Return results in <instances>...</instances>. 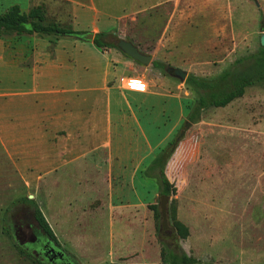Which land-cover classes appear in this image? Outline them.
<instances>
[{"label": "rangeland", "instance_id": "1", "mask_svg": "<svg viewBox=\"0 0 264 264\" xmlns=\"http://www.w3.org/2000/svg\"><path fill=\"white\" fill-rule=\"evenodd\" d=\"M43 2L48 23L74 29L80 21L91 22L92 10L97 7L99 26L109 20L120 28L118 35L109 39L116 44L120 38L130 40L167 64L161 69L130 58L135 66L132 73L129 66L114 63L113 54L103 53V48L95 53L69 45L67 49L75 54L72 63H68L72 69L69 71L80 78L94 75L95 81L88 85H101L106 75L120 82L121 76L134 74L143 79L159 76L174 85L182 84L181 88L169 90L176 98L164 91L163 95H149L146 103L153 107L149 117L139 116L143 130L152 139H159L154 144L155 155L170 147L173 154L167 174L177 191L169 202L168 229L161 226V194L154 179L157 190L150 204H123L128 206L116 210L114 218L107 207L90 213L89 204H51V176L37 177L33 170L35 123L46 120L50 112L35 109L30 116L28 112L33 109L24 107L25 99H16L22 105L19 108L0 98V264L48 263L31 245L37 234L44 233L35 218L32 201L42 209L59 245L74 264H165L164 246L185 251L198 260L196 264H264V83L248 87L242 97L225 107L204 109L200 117L191 121L190 107L198 93L167 71L173 66L186 70L188 75L217 79L237 59L256 52L263 45L264 0ZM78 8L84 12L81 18L77 16ZM50 38L41 36L40 40ZM61 38L83 42L72 36ZM122 90L128 91L124 86ZM66 95L52 97L64 101ZM54 133L65 131L57 128ZM17 134L20 148L31 155L22 154L23 150L13 157L8 154L6 146L14 147L7 142L17 138ZM79 148L82 145H76L72 152L77 153ZM138 149L144 153L148 147L139 143ZM84 164H91L90 158ZM19 169L25 175H20ZM75 179L57 177L59 202L69 191L77 202L80 189ZM175 221L189 228L186 238L178 234Z\"/></svg>", "mask_w": 264, "mask_h": 264}, {"label": "crops", "instance_id": "2", "mask_svg": "<svg viewBox=\"0 0 264 264\" xmlns=\"http://www.w3.org/2000/svg\"><path fill=\"white\" fill-rule=\"evenodd\" d=\"M67 1L72 4L75 0ZM43 3V0H0V12L4 13L16 4L20 5L24 12H29L31 8ZM92 11V21L78 22L80 26L75 30L92 32L94 38L101 33V41L106 45L103 47V53H112L114 63L129 66L134 73L133 61L130 62L128 60L130 58L115 46L118 42L116 44L109 39L118 35L120 31L118 25L106 20L99 26L97 24L99 10L94 7ZM83 13L82 9H77V16L80 18ZM51 37L45 42L40 40L41 35L37 33H14L0 38V98L19 108L22 105L16 99H25L24 107L33 109L28 112L30 116L34 114L35 109L50 112L46 120L30 122V125L37 124L34 129L36 139L33 142L34 175L51 176L50 203L89 204V209H92L90 213L97 208L101 211L107 207L112 218L116 210L122 206L150 204L154 191L157 190L156 182L148 178L145 171L157 156L153 149L154 144L159 143V139H152L143 130L139 116L149 117L153 108L146 103L149 95H163L164 91L176 98L178 96L169 90L181 88L182 84L174 85L168 78L158 76L144 78L147 82L146 91L127 89L128 91L124 92L122 76L120 82H114L106 75L101 85H88V82L95 81L96 77L86 74L82 75L81 79L69 71L71 66L69 67L68 63H72L75 54L67 48L75 44L83 50L99 53L98 48L101 47L94 43V39L76 38L83 41L80 42L82 44H78L79 42L73 40L69 42L63 38ZM153 60L158 58L153 57ZM79 80L86 83L80 84ZM59 94H67L66 99L59 101L57 97H52ZM41 96L46 99L42 100ZM102 98L103 103H100ZM14 102L15 105L12 104ZM60 103L63 104L57 108ZM19 125L16 126L17 129ZM47 128L50 129L48 133ZM57 128L64 129L65 133H54ZM53 134L54 138L47 137ZM7 143L14 147L6 146L11 157L14 154L20 155V150H23L24 155L26 153L31 155L25 148H20L18 134L17 138L12 137ZM139 143L148 147L146 152H139ZM76 145H82V148L73 153ZM89 158L91 164L85 165L84 160ZM79 160H82L80 165ZM19 171L21 172L20 169ZM20 175L25 174L21 172ZM59 175H64L68 179L70 176L76 178V184L80 189L77 202L69 190L65 199L62 198L59 202L57 182Z\"/></svg>", "mask_w": 264, "mask_h": 264}, {"label": "trees", "instance_id": "3", "mask_svg": "<svg viewBox=\"0 0 264 264\" xmlns=\"http://www.w3.org/2000/svg\"><path fill=\"white\" fill-rule=\"evenodd\" d=\"M14 33H37L41 36H54L56 38L72 36L79 39L80 35L85 34V32L77 31L57 22L48 23L43 5L35 6L29 12H24L18 4L11 6L4 13L0 12V38ZM101 35V33L97 34L94 43L103 48L106 45L100 40ZM115 46L121 50L118 45ZM152 65L161 69L167 66L165 62L159 60H153ZM186 83L198 93V99L191 105L189 113V119L195 121L204 109L212 106L225 107L235 99L242 97L248 87L264 83V45H261L256 52L237 59L217 79H206L191 74L187 77ZM172 154L170 147L162 149L145 171L148 178L156 180L159 184L160 194H167L171 197L177 191L176 185L170 181L167 174V165ZM32 203L35 218L39 225L52 239L59 243L42 209L36 202L32 201ZM174 226L181 237L186 238L189 235V228L182 222L175 221ZM163 257L165 264L198 263L196 258L189 256L185 251H178L169 246H164ZM40 264L49 263L41 262Z\"/></svg>", "mask_w": 264, "mask_h": 264}, {"label": "water", "instance_id": "4", "mask_svg": "<svg viewBox=\"0 0 264 264\" xmlns=\"http://www.w3.org/2000/svg\"><path fill=\"white\" fill-rule=\"evenodd\" d=\"M80 38L85 39V40H93L94 39V33L89 32V33H85L83 35H80ZM261 42L264 45V35L261 38ZM118 46L119 48L128 56H130L132 59L144 64V65H149L153 62V56L151 54H147L145 52H142L139 47L132 41L124 39V38H120V40L118 41ZM167 71L179 78L181 81H186L188 75V72L182 68L179 67H173V66H169L167 68ZM190 126V122H187V128H189ZM186 132V129L183 130L179 136L177 137L176 141H175V146L178 143V141L184 136ZM171 196L167 195V194H162L160 196V210H161V218H162V222H161V226L162 229H168L170 227V221H169V202L171 200ZM47 234V233H46ZM48 235V234H47ZM55 247L53 246V250L55 251Z\"/></svg>", "mask_w": 264, "mask_h": 264}, {"label": "flooded vegetation", "instance_id": "5", "mask_svg": "<svg viewBox=\"0 0 264 264\" xmlns=\"http://www.w3.org/2000/svg\"><path fill=\"white\" fill-rule=\"evenodd\" d=\"M33 230L32 239L35 237V229ZM43 232V234H37L31 245L38 248L37 251L46 258V261L49 264H74L68 252L57 241L47 235L44 230ZM53 246L56 248L55 251L53 250Z\"/></svg>", "mask_w": 264, "mask_h": 264}, {"label": "built area", "instance_id": "6", "mask_svg": "<svg viewBox=\"0 0 264 264\" xmlns=\"http://www.w3.org/2000/svg\"><path fill=\"white\" fill-rule=\"evenodd\" d=\"M121 82L126 89L137 91H146L147 89V82L145 79L137 75H124L121 77ZM137 82H139L142 87H138Z\"/></svg>", "mask_w": 264, "mask_h": 264}, {"label": "snow or ice", "instance_id": "7", "mask_svg": "<svg viewBox=\"0 0 264 264\" xmlns=\"http://www.w3.org/2000/svg\"><path fill=\"white\" fill-rule=\"evenodd\" d=\"M137 86H138V87H142V85H140L139 82H137Z\"/></svg>", "mask_w": 264, "mask_h": 264}]
</instances>
